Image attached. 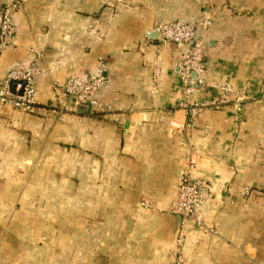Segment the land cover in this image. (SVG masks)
Masks as SVG:
<instances>
[{
    "label": "crops",
    "instance_id": "1",
    "mask_svg": "<svg viewBox=\"0 0 264 264\" xmlns=\"http://www.w3.org/2000/svg\"><path fill=\"white\" fill-rule=\"evenodd\" d=\"M201 17L209 81L247 91L189 119L173 72L185 46L159 43L154 29ZM15 23L0 79L35 59L38 97L28 111L0 104V264H173L180 234L187 264H264V0H21ZM101 58L108 111L44 110L52 82L87 76ZM191 153L215 233L169 211Z\"/></svg>",
    "mask_w": 264,
    "mask_h": 264
},
{
    "label": "built area",
    "instance_id": "2",
    "mask_svg": "<svg viewBox=\"0 0 264 264\" xmlns=\"http://www.w3.org/2000/svg\"><path fill=\"white\" fill-rule=\"evenodd\" d=\"M21 6V0H6L0 5V54L14 47L16 36L15 15ZM208 17H201L193 22L168 21L160 22L155 26L159 43L172 42L185 46L184 57L174 63L173 72L182 84V98L176 105L185 110L189 119H194L208 108L221 109L229 104L242 103L246 98V87H236L229 82L209 81L208 66L203 62L204 43L198 37L199 30L210 26ZM159 43L155 46L152 60L154 78L162 73V53ZM34 57L42 56L37 49L32 50ZM36 60L27 67L13 68L0 79V104L13 109L31 110L37 103L38 87L36 85ZM108 63L101 58L92 72L84 77L67 78L63 84L52 82L48 105L44 108L47 112L59 114L61 110L72 108L77 110L85 107L89 112H105L110 106L102 102L98 94L106 82ZM197 74L198 88L189 85V73ZM16 82L11 91V82ZM24 82L23 86L20 83ZM207 87L212 93L207 98L197 96L199 88ZM21 90V92H20ZM197 154L191 153L183 164L175 188L174 199L169 211L180 216L184 223L198 226L204 232L215 233V230L205 226L204 219L199 213V208L210 193V186L205 178L198 172L196 163ZM180 234L175 242L173 264H187L183 252L184 241Z\"/></svg>",
    "mask_w": 264,
    "mask_h": 264
},
{
    "label": "rangeland",
    "instance_id": "3",
    "mask_svg": "<svg viewBox=\"0 0 264 264\" xmlns=\"http://www.w3.org/2000/svg\"><path fill=\"white\" fill-rule=\"evenodd\" d=\"M82 108V107H81ZM83 108H85V107H83ZM70 113V112H72V113H74V112H76V110H73L72 108H67V109H64V110H61L60 112H59V114H57V115H60V116H62V115H64V114H66V113ZM53 114H55V113H53ZM46 218V216L45 215H40V218ZM60 218V220H62V214L61 213H57V214H54L53 216L51 215V217H50V221H51V223L52 224H54V226L55 227H57V218ZM44 218V219H45ZM24 221V220H23ZM24 224H26L25 222H24ZM25 226V225H24ZM42 232L43 233H40V234H38V236L36 235V234H34V237H36V238H38V239H45L46 237H44L43 235H46V233H47V228L46 229H43L42 230ZM26 235H23V238H29L30 237V233L29 232H26L25 233ZM60 236V235H59ZM59 236H57V237H59ZM13 237H15L17 240L19 239L17 236H13ZM60 238H61V236H60ZM184 255H185V252H184Z\"/></svg>",
    "mask_w": 264,
    "mask_h": 264
},
{
    "label": "water",
    "instance_id": "4",
    "mask_svg": "<svg viewBox=\"0 0 264 264\" xmlns=\"http://www.w3.org/2000/svg\"><path fill=\"white\" fill-rule=\"evenodd\" d=\"M155 33H156V32H155ZM188 78H189V85H190L191 87L197 89L199 86H198V83H197V74H196V72H195V71H191V72L189 73ZM20 83H21L22 86H23L24 82L21 81ZM15 84H16V82H14V81L11 82V84H10V89H11V91L14 90ZM20 92H21V90H20Z\"/></svg>",
    "mask_w": 264,
    "mask_h": 264
},
{
    "label": "trees",
    "instance_id": "5",
    "mask_svg": "<svg viewBox=\"0 0 264 264\" xmlns=\"http://www.w3.org/2000/svg\"><path fill=\"white\" fill-rule=\"evenodd\" d=\"M81 108H78V110H80Z\"/></svg>",
    "mask_w": 264,
    "mask_h": 264
}]
</instances>
